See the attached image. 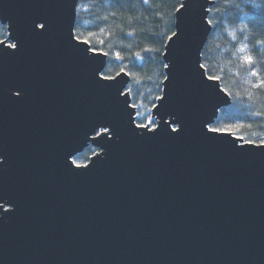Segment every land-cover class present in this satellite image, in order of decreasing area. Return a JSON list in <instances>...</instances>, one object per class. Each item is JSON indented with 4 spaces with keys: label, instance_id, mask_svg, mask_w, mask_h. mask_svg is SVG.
<instances>
[{
    "label": "water",
    "instance_id": "water-1",
    "mask_svg": "<svg viewBox=\"0 0 264 264\" xmlns=\"http://www.w3.org/2000/svg\"><path fill=\"white\" fill-rule=\"evenodd\" d=\"M79 3L0 0V264H264V144L212 128L215 0L175 13L156 126L76 37Z\"/></svg>",
    "mask_w": 264,
    "mask_h": 264
},
{
    "label": "trees",
    "instance_id": "trees-1",
    "mask_svg": "<svg viewBox=\"0 0 264 264\" xmlns=\"http://www.w3.org/2000/svg\"><path fill=\"white\" fill-rule=\"evenodd\" d=\"M183 0H79L75 33L92 49L107 54L103 72L125 71L139 125L156 126L152 109L162 96L164 47L175 32ZM213 32L202 54L203 66L221 80L232 103L220 111L214 130L231 131L246 142H264V0H215ZM7 27L0 24V43ZM98 150L75 157L85 165Z\"/></svg>",
    "mask_w": 264,
    "mask_h": 264
},
{
    "label": "rangeland",
    "instance_id": "rangeland-1",
    "mask_svg": "<svg viewBox=\"0 0 264 264\" xmlns=\"http://www.w3.org/2000/svg\"><path fill=\"white\" fill-rule=\"evenodd\" d=\"M262 144H264V142H262Z\"/></svg>",
    "mask_w": 264,
    "mask_h": 264
}]
</instances>
